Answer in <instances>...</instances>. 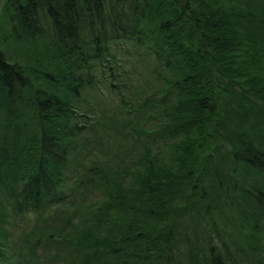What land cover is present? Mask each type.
Returning <instances> with one entry per match:
<instances>
[{"label":"trees","instance_id":"1","mask_svg":"<svg viewBox=\"0 0 264 264\" xmlns=\"http://www.w3.org/2000/svg\"><path fill=\"white\" fill-rule=\"evenodd\" d=\"M3 12L0 264L23 259L12 215L90 195L62 240L73 264H264V0H5ZM107 93L116 103L91 106ZM96 110L120 135L113 164L81 159Z\"/></svg>","mask_w":264,"mask_h":264},{"label":"rangeland","instance_id":"2","mask_svg":"<svg viewBox=\"0 0 264 264\" xmlns=\"http://www.w3.org/2000/svg\"><path fill=\"white\" fill-rule=\"evenodd\" d=\"M4 2L5 0H0V15L4 14ZM21 57L23 60L28 59L29 53L22 54ZM90 101L92 102V107L104 109L108 101L116 103V98L110 97V94L107 93L102 99L90 97L89 102ZM87 102L88 101H85L84 103ZM96 112L98 115L96 114L97 118L95 119L97 120L95 121L97 124L100 122L102 124V126L99 127L98 134L95 135L96 138L94 144L96 146L94 148L91 146L89 155L87 156L85 151H82L83 155L81 156V159L84 158V155L86 161H92V158H90L91 156L99 157L102 160H107L108 163L113 164L115 160L119 158L117 157V151L118 148L121 147L120 135L117 127L113 125V123L108 124L109 126H103V124H105L103 122L105 118L101 116V112L97 110ZM98 119H101V121ZM1 129L2 125L0 126V130ZM100 147L105 153L110 154H101ZM6 194V191H0V195L6 196ZM95 199L96 197L93 195H90L89 199H83L79 196L76 202L55 205L45 209L43 213H26L27 215L21 217L12 215L10 217L11 227L9 228L11 235L8 237L12 243V252L14 253L17 250V246L25 248L22 254V262L19 264H73L71 258H67L68 249L64 250L67 247L66 244L62 243V240H65L63 237H73L72 229L78 222V218L72 216L74 209L73 205L75 203L86 205L87 201L94 202ZM261 225H264V222H262ZM53 234L56 236L55 238H53ZM31 245H34L35 250L30 254L27 250H29V246Z\"/></svg>","mask_w":264,"mask_h":264}]
</instances>
